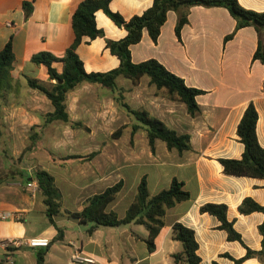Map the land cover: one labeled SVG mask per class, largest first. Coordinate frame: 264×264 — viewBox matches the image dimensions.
<instances>
[{
  "label": "crops",
  "instance_id": "0c3cea01",
  "mask_svg": "<svg viewBox=\"0 0 264 264\" xmlns=\"http://www.w3.org/2000/svg\"><path fill=\"white\" fill-rule=\"evenodd\" d=\"M82 1L0 0V51L7 42L11 43L14 55L11 76L15 83L1 99L2 141H10V132L18 125L42 124L41 116L53 111L45 95L27 86V79L53 83L46 67L35 65L31 59L41 52L57 56L65 53L74 41L71 16ZM238 2L247 10L264 12V0ZM151 4L152 0H110L108 8L128 21L142 14ZM95 21L102 36L93 40L84 38L75 50L87 73L117 68L119 60L106 47V41H118L126 35L124 28L115 25L102 10L95 13ZM176 23L177 13L168 12L157 41L153 42L144 30L140 42L130 47V55L134 63L155 59L181 77L187 86L204 91L196 97L199 111L195 116L187 113L184 103L166 97L155 98L157 109L145 108L178 134L189 135L190 151L168 150L163 141L157 140L152 153L146 132L139 129L131 134L130 125L134 122L118 111L110 91L87 82L67 93L66 110L71 121L83 123L89 132L73 131L69 127L72 133L61 135L53 128L66 130L68 125L61 121L50 123L54 126L48 135L50 141L90 143L84 144L85 147H92L90 152H96L90 161L83 163L71 159L63 164L48 159L38 163L39 169L54 177L62 195V209L79 211L88 197L121 180L122 189L108 210L123 218L142 177L146 178L150 195L168 188L173 178L182 181L190 195L188 200L167 209L165 225L153 253L147 251L144 243L147 231L143 234L133 229V225H141L98 227L91 234L84 230V235L80 233L83 238L79 241V251L92 258V264L107 258L112 264H175L172 255L182 250L181 244L171 237L175 223L194 231L200 264H233L223 255L239 259L245 255L246 249L237 241L227 240L226 232L219 229V221L214 216L200 212V206L206 203L226 205V217L233 222L243 243L253 251L261 249L258 226L264 215L261 212L241 215L238 206L245 198L264 205V179L225 175L219 162V159L241 158L244 146L237 136V126L250 103L258 114L256 136L264 148V65L253 59L258 33L253 26H247L225 41L236 23L223 7H191L180 38L174 31ZM262 36L264 39V32ZM52 66L61 72V63L55 62ZM142 81L149 84L146 76L140 79V83ZM127 82L132 84L122 76L116 78L118 86ZM119 127H124L121 135L111 138L109 147H103L101 143ZM1 148L0 215L16 214L19 220L0 218V264H38L39 252L43 253L42 264H54V243L62 241L66 233V226L60 225L58 219L74 221L77 226L87 224L59 214L54 221L62 230V237L55 241L57 231L45 214L43 198L31 178L33 173L30 169H12L5 147ZM60 153L64 157L77 154ZM28 182H33V186L28 187ZM31 238L47 239L48 244L38 247L7 244L10 240L25 242ZM70 243L75 245L72 241ZM125 244L133 256L128 255L130 261L123 263L119 261L123 258L118 255L119 248ZM242 264L264 263L249 258Z\"/></svg>",
  "mask_w": 264,
  "mask_h": 264
},
{
  "label": "trees",
  "instance_id": "16d2710c",
  "mask_svg": "<svg viewBox=\"0 0 264 264\" xmlns=\"http://www.w3.org/2000/svg\"><path fill=\"white\" fill-rule=\"evenodd\" d=\"M110 0H83L79 3L71 16V27L74 32V41L65 53L61 56L49 52H41L31 59L35 65H44L48 76L53 83H44L36 79H27L29 88L35 89L46 96L53 106V111L41 116L42 126L49 125L53 121H61L71 128H88L81 122H74L69 119L66 110L67 93L73 90L82 82L100 85L114 94V102L117 107L123 110L134 122L130 125L131 134L143 129L152 153L155 151V143L161 140L166 144L168 150L175 149L178 153L190 151V137L187 134H178L169 128L164 122L152 116L143 108L133 109L125 101L123 90L117 85L116 78L122 76L136 85L143 76L149 78V84L154 85L157 91H162L166 98L180 101L185 104L187 113L195 116L198 111L196 97L204 91L189 87L184 80L168 71L160 62L155 59H148L140 63L131 60L130 47L140 42L142 33L147 31L153 42L157 41L161 27L166 22L167 14L170 11L177 13L175 34L180 38L182 27L188 22V10L194 6L201 7H223L228 10L235 20L234 31L227 35L224 40L231 39L234 34L247 26H253L258 33V43L253 59L259 60L264 65V12H254L243 8L238 0H152V4L142 14L131 17L125 21L120 15L110 11L108 8ZM102 10L112 22L123 27L126 35L118 41H106V47L117 57L119 65L117 68L107 72H90L84 70L82 61L76 54V47L82 43L84 38L93 40L102 36V31L97 28L95 13ZM28 12V11H27ZM14 55L12 45L7 42L0 51V129H1V99L4 93L11 90L15 83L11 76ZM62 64L61 72H58L52 64ZM258 120L257 111L250 103L241 117L237 126V136L244 146L240 159H219L223 173L228 176L249 177L264 179V148H262L256 136V123ZM124 127L115 131L111 136L118 138ZM1 136V130H0ZM32 138V137H31ZM33 139V138H32ZM96 153L87 157L72 155L66 160H85L92 158ZM54 161L56 159L53 158ZM32 180L37 187L46 206L45 214L57 231L55 241L61 239L62 230L55 224L54 217L59 214H66L81 224H90L87 232L91 234L98 227H119L131 223L141 225L147 231L144 239L147 251L153 253L157 249V239L164 228V216L167 209L174 207L177 203L190 198L189 193L184 189V183L173 178L169 187L150 195L147 181L142 177L137 185L133 201L126 209L123 218H119L108 206L114 201L123 182L120 180L108 186L101 193L88 197L81 210L70 212L62 209V195L55 184L54 177L43 169H35ZM201 213L214 216L219 221V229L226 232L228 241H237L246 249V253L239 259H233L228 254L223 256L230 258L233 264H242L249 258H257L264 263V219L258 226L261 235V249L253 251L242 241L239 233L233 227V222L226 217L227 207L224 204L206 203L199 208ZM241 215H248L253 212H261L264 215V205H259L250 198H245L238 206ZM171 237L178 241L182 250L172 255L175 264H200V257L197 254L198 244L194 231L180 223H175L171 228ZM43 253L37 254V263L42 264Z\"/></svg>",
  "mask_w": 264,
  "mask_h": 264
},
{
  "label": "rangeland",
  "instance_id": "374dc122",
  "mask_svg": "<svg viewBox=\"0 0 264 264\" xmlns=\"http://www.w3.org/2000/svg\"><path fill=\"white\" fill-rule=\"evenodd\" d=\"M119 87L123 90L124 101L133 109H145L149 106L157 109L158 103L155 104V102L157 101L155 98H165V95L162 91H157L154 86L149 85L146 81H142L141 83L139 82L136 85L127 82L124 86ZM17 88H19V86H17ZM110 93L112 94L114 102V94L112 92ZM17 94L18 93H16V95ZM114 105L116 106L115 102ZM117 108L118 111L122 114V116H127V114L123 110H121L119 107ZM52 127L54 126L50 124L46 126H42V124H39L33 125L31 127H29L27 124L18 125L10 132V141H2V139H0V147H2L3 149L5 147V152L10 167L12 169H16L15 171H19L20 168L23 171L30 169V171L33 173L35 169H39L40 166L38 165V163L45 161V159L53 160L54 158L56 159V162L63 164V161H65L67 157L72 156L69 155L64 157L63 155H61L60 152H62L63 154L74 152L77 153L75 155L83 157H87L88 155L94 152H90L92 147H85L86 145H84L90 143H80L72 140L50 141V136L48 135L49 133L53 132V130L55 133L59 132L61 135H69L70 133H72V131L69 129V125L68 127H66V130H63L61 128H53L52 130ZM77 129H82L85 132H89V128L88 130H85L83 128H72L73 131ZM105 131L107 132V130ZM115 131L113 133H115ZM111 138L112 136L108 138L106 137V139L103 143H101V145L103 147H109L111 144ZM91 159H74V161H77L78 163H83L88 162ZM58 220L60 225L63 224L66 226V233L62 241L54 243V264H79L78 262H75L73 260L72 255L77 254L80 250L79 241L83 238L81 237L82 235H84L83 231L88 230L89 224H87L86 226H77L76 224H73L75 223L74 221H66L65 219L62 220L60 218ZM133 229H138L143 234L146 232L142 226L133 225ZM80 233H82V235H80ZM70 241L75 243V245H71ZM119 249L120 250L118 256L123 258L119 261L123 263L129 262L130 260L128 259V255L133 256V253L129 250V248H127V244L121 246ZM79 255L81 257L84 256L83 253H79ZM98 264H112V260H109L108 258L105 260H99Z\"/></svg>",
  "mask_w": 264,
  "mask_h": 264
},
{
  "label": "built area",
  "instance_id": "2783aa9c",
  "mask_svg": "<svg viewBox=\"0 0 264 264\" xmlns=\"http://www.w3.org/2000/svg\"><path fill=\"white\" fill-rule=\"evenodd\" d=\"M27 186L28 187H31L33 186V182H28L27 183ZM0 218L2 219H13L15 221H18L19 220V216L16 215V214H5V215H0ZM8 245L12 244V245H16V246H20L22 244H26L28 246H31V247H38V246H45L48 244V240L47 239H40V238H31V239H28L27 241L25 242H21V241H16V240H10L8 243ZM79 253H81L80 251H78L77 254H74L72 255V258L75 262H78V263H89V264H92L94 261L92 258L90 257H87V256H80Z\"/></svg>",
  "mask_w": 264,
  "mask_h": 264
}]
</instances>
